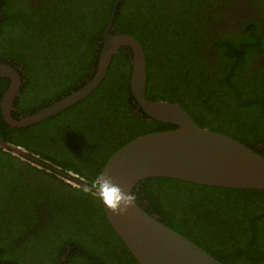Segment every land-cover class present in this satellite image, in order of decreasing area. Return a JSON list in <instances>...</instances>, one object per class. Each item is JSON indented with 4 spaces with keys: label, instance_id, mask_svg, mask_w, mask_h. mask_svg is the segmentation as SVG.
Segmentation results:
<instances>
[{
    "label": "trees",
    "instance_id": "1",
    "mask_svg": "<svg viewBox=\"0 0 264 264\" xmlns=\"http://www.w3.org/2000/svg\"><path fill=\"white\" fill-rule=\"evenodd\" d=\"M116 1L0 0V63L23 79L15 119L94 77ZM241 6L251 7L244 22L235 14ZM111 33L143 45L148 99L179 103L199 126L264 155V0H123ZM132 69V49L120 48L92 93L26 127L4 119L11 81L0 77V139L98 186L120 147L176 128L141 108ZM68 180L0 147V264H140L100 196ZM133 197L223 264H264V190L153 177Z\"/></svg>",
    "mask_w": 264,
    "mask_h": 264
},
{
    "label": "water",
    "instance_id": "2",
    "mask_svg": "<svg viewBox=\"0 0 264 264\" xmlns=\"http://www.w3.org/2000/svg\"><path fill=\"white\" fill-rule=\"evenodd\" d=\"M122 1H116L105 29L104 46L94 77L44 109L21 119L13 117L23 79L14 66L0 63V77L11 81L1 101L3 117L12 127H26L56 115L92 93L105 78L114 54L122 47H130L133 52L131 89L135 99L148 116L176 128L140 135L108 159L101 175L128 193L130 203L123 211L114 212L101 200L106 216L140 264H223L200 245L150 215L135 201L133 190L140 181L153 177L264 190V155L229 135L199 126L179 103L147 98V58L143 45L132 35L111 33ZM0 147L44 165L101 195L98 186L20 146L0 139Z\"/></svg>",
    "mask_w": 264,
    "mask_h": 264
},
{
    "label": "clouds",
    "instance_id": "3",
    "mask_svg": "<svg viewBox=\"0 0 264 264\" xmlns=\"http://www.w3.org/2000/svg\"><path fill=\"white\" fill-rule=\"evenodd\" d=\"M71 182L75 183L74 181ZM96 184L98 185V192L101 194L100 199L105 202L106 206L110 207L112 211H123L130 203L128 200V193L122 191L118 185L114 184L103 175L96 178Z\"/></svg>",
    "mask_w": 264,
    "mask_h": 264
},
{
    "label": "flooded vegetation",
    "instance_id": "4",
    "mask_svg": "<svg viewBox=\"0 0 264 264\" xmlns=\"http://www.w3.org/2000/svg\"><path fill=\"white\" fill-rule=\"evenodd\" d=\"M242 10H241V9ZM240 8H237V11L235 12V14H236V17H237V20H239L238 22H240V20L242 19L243 20V22L244 21H246L247 20V15H248V13H249V11L247 12V10L249 9V8H251V7H243L242 8V6L240 7ZM62 99V98H61ZM55 102V101H54ZM34 155H36V154H34ZM36 156H38L39 158H41L39 155H36ZM21 157V156H20ZM21 158H23V159H27V158H24V157H21ZM42 159V158H41ZM27 160H30V159H27ZM30 161H32V160H30ZM34 164H38L37 162H34V161H32ZM69 179V178H68ZM68 181H70V179L68 180ZM71 182V181H70ZM75 185L77 184V182H75L74 183Z\"/></svg>",
    "mask_w": 264,
    "mask_h": 264
}]
</instances>
